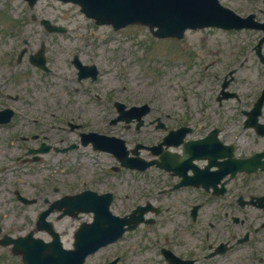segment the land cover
<instances>
[{
  "label": "flooded vegetation",
  "instance_id": "1",
  "mask_svg": "<svg viewBox=\"0 0 264 264\" xmlns=\"http://www.w3.org/2000/svg\"><path fill=\"white\" fill-rule=\"evenodd\" d=\"M53 21L54 25L61 22L59 19ZM42 42L51 72L30 65L29 56L36 52L29 49L20 59L22 49L18 51L17 45L4 44L6 50L0 51V57L10 59L0 70V117L7 111L13 112L8 124L0 123V202L2 198H13L11 203H14L9 207L10 215L7 216V212L0 215V242L4 236L13 235L8 231L18 228H8L6 219L25 217L29 219L27 224L36 223L39 215L57 200L55 198L82 195L87 190L98 195L111 193L115 198L119 173L136 172V167L122 162L118 156L95 149L93 137L84 135L93 132H87L89 126L97 133L122 136L129 158L155 160L162 165V169L155 167L162 171V264H171L175 258L184 261L181 264H264V173L254 175L253 181L236 182V177L227 170L230 163H216L221 155L230 153L223 146L232 142L226 132L225 116L204 115L202 121H195L173 112L150 117L137 129L136 123L127 124V118L119 114L114 93L107 99L109 111L95 99L75 103L76 97L70 98L88 85L98 83L102 77L99 61H86L80 53H71L63 62L69 70L63 72L53 61L57 58L52 56L49 44ZM27 45L29 47L30 43ZM76 57L80 63L99 67L97 81H93L92 75L80 78ZM35 77L47 81L48 87L61 82L66 87L63 84L57 92H52V99L36 96L33 91L25 94L24 90L36 86ZM84 83L86 87H77ZM69 88L75 89L74 92H69ZM103 123H109L111 127L106 126L107 131L102 132L98 128ZM182 128L190 129L186 136L179 135L180 132L171 134ZM150 129L155 131L151 134ZM215 129H219L220 141L212 135ZM143 130L147 132L143 133ZM137 146H140V155L135 156L136 152L132 151L137 150ZM79 149L85 150L78 163L83 174L79 173L74 179L69 174V169L76 170L69 167V154ZM263 151L264 147L259 152ZM93 154L107 155L110 163L86 166L85 161ZM59 155L65 156L66 160L56 159ZM54 164L67 168L61 187L50 188L46 179H22L18 175L10 181L5 174L8 170L15 173L14 169L21 172L24 168L46 170ZM19 198L35 201L30 203ZM54 215L59 217L53 213L49 220ZM39 233L49 239L47 232ZM0 264H7L6 260L0 258Z\"/></svg>",
  "mask_w": 264,
  "mask_h": 264
},
{
  "label": "rangeland",
  "instance_id": "2",
  "mask_svg": "<svg viewBox=\"0 0 264 264\" xmlns=\"http://www.w3.org/2000/svg\"><path fill=\"white\" fill-rule=\"evenodd\" d=\"M224 6L230 7L241 15L255 14L257 20H264V0H221ZM38 18L59 19L69 28L65 36H53L30 21L31 15ZM8 16V18H7ZM18 22L14 28L15 23ZM22 26L20 27L18 26ZM13 33H20L17 38L19 49L23 47V40L30 42L29 51L34 53L41 47V42L49 44L53 59L61 71L66 72L68 67L63 63L71 53H80L86 61H99L101 66L109 67L110 73L103 75L96 90L109 96L111 93L120 99L130 100L133 104L149 103L153 106V113H170L178 115L196 114L194 111L198 105H203L211 116H216L218 108L216 98L221 90L223 77L229 71L236 69L235 81L229 86V91L236 95L224 102L226 114L237 113L238 107L251 106L264 88V68L258 64L252 47L255 45L252 35L257 32H241L230 34L215 30H203L189 32V40L195 43L190 46L186 40L179 43L173 40L154 41L148 30L140 26H129L125 29L114 31L110 26H96L93 22L80 14L76 7L64 5L53 0H42L31 11L24 2L18 0H0V51H5V45L14 42ZM208 36V44L205 45L202 37ZM57 41V42H55ZM154 43L157 44L154 45ZM16 44V41H15ZM185 50H191V54ZM1 54V52H0ZM214 59L209 71H204V66ZM10 59L0 57V70L4 69ZM111 60V63L108 61ZM23 69V67H22ZM24 70V69H23ZM33 73H35L33 71ZM73 74V71L70 70ZM72 77V76H71ZM36 86L25 91L27 94L33 91L36 96L52 99V92L62 88L59 85L48 87L41 77H35ZM51 79V78H50ZM53 83V82H52ZM77 86L78 84H74ZM85 85V86H84ZM86 87V84L77 87ZM76 87V88H77ZM24 87L23 89H26ZM75 90V89H74ZM67 98V97H66ZM89 99L86 89L76 94V101ZM73 103V102H72ZM213 113V115H212ZM100 122H94L99 124ZM251 134L246 132L245 140L251 141ZM69 169L72 178L83 172L78 164L80 152H71ZM56 159L65 161V157L57 156ZM88 166L89 163H84ZM49 171H32L28 178L42 180L47 174L50 177L54 170V182L50 185H62L65 175L64 166L53 165ZM25 170L27 168H24ZM28 173V171H22ZM42 173V174H40ZM44 174V175H43ZM22 179L26 176L20 175ZM162 189V174L157 170H147L143 174L121 172L118 175L117 198L113 204L115 214L129 212L139 204L149 200L155 205L162 206V198L159 195ZM6 197H9L8 195ZM0 211L7 209L11 198H2ZM157 218V217H156ZM157 223L152 226L140 227L135 232L129 233L118 246H111L102 250L96 256L89 259V264H103L119 249L127 250L123 264H162V257L158 254L159 246H162V214L157 218ZM8 228L17 223L20 229L12 231L14 235L18 231L25 233L31 230L27 224L29 219L12 216L6 219ZM58 225L61 231H66L63 241L66 245L72 242L73 232L78 221L66 220ZM3 251L0 249V254ZM9 264H17V259L8 256Z\"/></svg>",
  "mask_w": 264,
  "mask_h": 264
},
{
  "label": "water",
  "instance_id": "3",
  "mask_svg": "<svg viewBox=\"0 0 264 264\" xmlns=\"http://www.w3.org/2000/svg\"><path fill=\"white\" fill-rule=\"evenodd\" d=\"M36 1V0H28ZM78 3L82 10L90 17L100 19L103 22H111L116 27H122L131 23L148 25L157 36L182 37L187 28H203L218 26L231 28L239 18L230 10L220 6L217 0H63ZM246 26H249L247 24ZM157 27L158 31H154ZM93 209L100 221L103 216L99 207L93 202ZM103 214L105 211L103 210ZM94 241L90 238V232L78 233L76 250L65 255L60 243L57 242L52 250L54 256L50 257L51 264H83L85 256L96 248H90ZM45 250L43 246L31 248L33 254L30 258L33 262L44 259L40 252Z\"/></svg>",
  "mask_w": 264,
  "mask_h": 264
}]
</instances>
